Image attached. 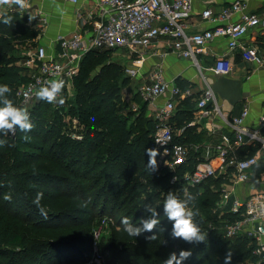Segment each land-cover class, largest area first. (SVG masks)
Segmentation results:
<instances>
[{
	"label": "trees",
	"instance_id": "obj_1",
	"mask_svg": "<svg viewBox=\"0 0 264 264\" xmlns=\"http://www.w3.org/2000/svg\"><path fill=\"white\" fill-rule=\"evenodd\" d=\"M6 15L13 17L11 25L2 23ZM37 37L28 15L4 12L0 16V85L11 88L5 97L17 107L16 91L29 79L25 55L37 47ZM112 53L91 50L82 57L71 80L72 94L64 90L63 104L61 99L51 104L42 100L26 108L31 131L18 128L14 136L0 132L4 142L0 145V264H86L91 233L74 235L73 231L104 216L114 222L112 242L101 249L110 255L108 264H164L170 254L179 256L181 250L191 252L182 264H225L226 255L231 256L230 264L258 262L254 241L244 235L226 238L221 230V221L237 217L224 214L219 220L212 215L225 180L210 178L186 190L183 177L201 161L199 154L191 153L173 173L160 165L157 155V169H149L146 150L156 123L136 93L130 94V101L141 108L130 109L132 104L122 91H130L134 81L112 61ZM176 82L182 89L189 87ZM197 97L179 101L175 109L170 120L174 144L203 143V136L191 126ZM237 152L253 156L257 148L245 146ZM259 166L255 171L264 173ZM173 177L176 181L171 183ZM169 192L187 200L197 213L193 220L204 241L188 243L172 236L173 222L163 211ZM38 196L39 205L34 203ZM146 204L156 210L160 223L151 233L129 237L122 219L141 226L140 220L151 216ZM153 234L155 240L145 239ZM34 236L46 240L35 242Z\"/></svg>",
	"mask_w": 264,
	"mask_h": 264
},
{
	"label": "built area",
	"instance_id": "obj_2",
	"mask_svg": "<svg viewBox=\"0 0 264 264\" xmlns=\"http://www.w3.org/2000/svg\"><path fill=\"white\" fill-rule=\"evenodd\" d=\"M76 4L79 0H63ZM31 7L32 0H27ZM98 19L87 37L75 34L71 38H60V60L49 57L43 47L27 53L23 66L28 70V83L16 91L18 105L23 108L33 106L36 91L50 85L54 80L62 79L64 88L56 100L62 98L64 90L72 93V77L76 74L80 60L91 50L119 51L123 50L131 62L130 67H124L125 75L132 80L141 76L140 69L146 51L155 42L164 45V53H172L181 58L190 59L199 69L196 56L205 54V49L216 38L227 39V52H233L240 46V41L249 30L260 25L256 14L245 12V6L236 0L223 8L217 15L210 9L199 14L200 20L217 24L212 29L200 33H188L192 17V0H98ZM237 16L236 22L231 19ZM223 22H227L222 24ZM241 58L244 61L262 65L254 48L242 49ZM210 71L213 76L229 77L232 65L226 55L215 58ZM201 73V71H200ZM204 83L196 101L197 114L208 120H216L226 126L228 134L220 135L217 143H201L183 146L173 143L174 131L170 126L177 101L193 97L191 89H180L173 82H166L160 68L149 75V83L136 86V94L141 102L155 106L160 98H165L162 106L156 107L153 119L156 123L152 137L151 149L158 150V162L170 172L184 164L191 153L199 154L201 161L190 174L183 177L188 188L196 187L210 178L222 177L225 183L221 187L220 200L212 210V215L221 219L224 214H233L235 221H221V230L226 238L244 235L254 241L256 248L253 254L259 261L249 264H264V215L260 209L264 207V192H255L238 197L235 188L250 181L251 172L258 163V157L264 156V137L259 128L264 126L263 113L256 129L243 125L248 116V107L244 106L240 115L229 118L223 114L219 98L212 90L210 82L201 74ZM127 101V98H125ZM154 108V107H153ZM130 109L140 110L137 104ZM218 128V124L212 126ZM214 133V132H213ZM245 145L257 148L253 156H241L237 149ZM176 181L173 177L171 183ZM257 185L256 183H254ZM185 190V192H186ZM96 235V234H95ZM86 264H108L103 254L98 252L94 243Z\"/></svg>",
	"mask_w": 264,
	"mask_h": 264
},
{
	"label": "crops",
	"instance_id": "obj_3",
	"mask_svg": "<svg viewBox=\"0 0 264 264\" xmlns=\"http://www.w3.org/2000/svg\"><path fill=\"white\" fill-rule=\"evenodd\" d=\"M234 1L236 0H192V17L187 32L200 33L204 30L212 29L217 24L200 20L199 14L205 9H210L214 15H217L223 8ZM239 1L245 6V12L258 16L260 25L249 30L235 51L227 52L226 38L214 39L207 45L205 54L201 53L196 56L200 66V73L190 59L181 58L172 53L165 54L164 45L161 42H155L146 51L142 64H139L141 65V76L133 80L136 84L133 88L134 94L136 93V86L142 83H149V75L156 68H160L162 77L166 82L176 84V80H178L189 84V87L185 89H191L193 96H197L204 87L201 74L206 77L207 82L214 79L215 76L211 73L210 67L215 58L226 55L232 65V73L228 78L241 82V97L240 101L234 106L219 100L221 110L223 114L232 118L239 116L243 107L247 106L249 112L243 125L249 129H256L263 113L264 104V0ZM97 5L98 0H79L76 4L67 3L63 0H32L31 7L27 10H21L16 5H0V8H4L5 12H19L23 15H28V17H33V19L29 20L33 23L34 29L38 31V37L35 41L36 46L43 47L49 57L60 60L62 50L59 39L71 38L75 34H82L84 37L90 35L93 24L98 19ZM237 20L238 17L234 16L231 22H236ZM225 23L227 22L222 24ZM247 47L256 50L263 62L262 65H256L241 58L242 49ZM124 92L127 102L132 104L129 98L130 91L126 90ZM164 101L165 98L158 99L155 102V106H162ZM178 103L179 101H177L176 107ZM138 106L141 108V105ZM155 106H153L154 108L150 105L147 107L146 114L152 119ZM196 114H194L191 126H195L197 133L203 136V143H217L220 135L229 133L228 128L215 119L208 120L202 116H196ZM216 123L218 128L214 129L212 126L216 125ZM258 129L264 137V126L262 128L258 127ZM245 146L247 147L248 145ZM256 166H259V168L264 167L263 155L258 157ZM256 166L251 172L250 181L242 186L246 190L245 195L254 191L264 192V180L262 181L264 173H257L255 171Z\"/></svg>",
	"mask_w": 264,
	"mask_h": 264
},
{
	"label": "clouds",
	"instance_id": "obj_4",
	"mask_svg": "<svg viewBox=\"0 0 264 264\" xmlns=\"http://www.w3.org/2000/svg\"><path fill=\"white\" fill-rule=\"evenodd\" d=\"M0 5H16L19 9H26L29 5L27 0H0ZM33 19V17H29ZM13 21L12 16L2 17V23L5 25H11ZM65 84L62 79L54 80L50 85L43 86L36 91L35 95L39 100L48 102L49 104L56 102V97L60 94L64 88ZM12 90L7 84L0 85V132H3L5 135L8 132L15 131V126H18L20 131H31L33 124L30 122L29 113L21 108L14 105L12 99L5 97V93H10ZM65 101L61 99L60 104H63ZM27 139V137H25ZM3 141H0V145H3ZM147 155L149 157L148 167L152 171L157 169V160L158 155L157 149H147ZM39 196L34 203L39 205ZM145 208L148 212L151 213L149 218L141 219V226H133L127 217L123 218L121 223L123 224V231L129 237H139L143 233H151L160 223L158 219V213L150 205L146 204ZM43 211V208H41ZM164 215L167 219L173 222L172 225V236L174 238H182L188 243L192 242H202L205 240V236L201 233L200 228L194 222L193 217L196 212L189 208L187 200L178 199L176 195L169 192L167 194L166 200L163 206ZM260 214L264 215V207L260 209ZM157 236L155 234L151 236H146V240H155ZM191 255L190 251L181 250L179 256L176 253L170 254L167 260L164 261V264H182L189 256ZM231 256L226 255L225 264H230Z\"/></svg>",
	"mask_w": 264,
	"mask_h": 264
},
{
	"label": "rangeland",
	"instance_id": "obj_5",
	"mask_svg": "<svg viewBox=\"0 0 264 264\" xmlns=\"http://www.w3.org/2000/svg\"><path fill=\"white\" fill-rule=\"evenodd\" d=\"M4 8H0V16L2 14H4ZM27 51H23V55H25ZM27 56V55H25ZM111 59L113 62H116L118 64H120L123 67H130L131 66V62L128 59V55L123 51V50H119V51H114L112 53ZM133 82V81H132ZM136 84L133 82L132 85L130 86V94H134L133 88ZM126 89H124L122 91L123 96L126 98L125 92ZM128 93V92H127ZM131 95H129V98L131 97ZM264 180V178L262 179V181ZM244 185H241L239 187L235 188V194L239 197H242L245 195L246 190L243 189ZM254 193V192H252ZM114 227V222L111 220V218H109L108 216H104V217H98L95 218L94 220L90 221L80 227H77L74 231L73 234L77 235V232L79 234H90L92 236V242H91V251H92V247L94 246V243L96 244V247L98 248V252H100L101 254H103V256L105 257V260L107 261L108 257L110 258V255H108L107 251H102L101 249L104 248L106 249V247H108L111 244V234H112V228ZM96 234V235H95ZM90 237V236H89ZM46 240V237L44 236H34L33 237V241H40L43 242ZM91 254V253H90ZM90 254H88V256H90Z\"/></svg>",
	"mask_w": 264,
	"mask_h": 264
},
{
	"label": "water",
	"instance_id": "obj_6",
	"mask_svg": "<svg viewBox=\"0 0 264 264\" xmlns=\"http://www.w3.org/2000/svg\"><path fill=\"white\" fill-rule=\"evenodd\" d=\"M212 90L216 93L217 97L225 101L230 106L236 105L240 101L241 97V82L238 80H233L228 77L215 76L214 79L210 81ZM42 100L37 97L34 100L33 106L39 105ZM18 126H15L14 133L10 131L11 136H14L18 130Z\"/></svg>",
	"mask_w": 264,
	"mask_h": 264
}]
</instances>
